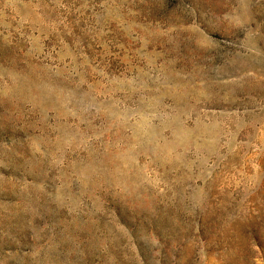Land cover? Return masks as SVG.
Wrapping results in <instances>:
<instances>
[{
	"label": "rangeland",
	"instance_id": "1",
	"mask_svg": "<svg viewBox=\"0 0 264 264\" xmlns=\"http://www.w3.org/2000/svg\"><path fill=\"white\" fill-rule=\"evenodd\" d=\"M0 264H264V0H0Z\"/></svg>",
	"mask_w": 264,
	"mask_h": 264
}]
</instances>
